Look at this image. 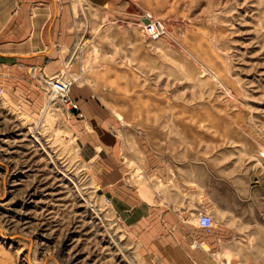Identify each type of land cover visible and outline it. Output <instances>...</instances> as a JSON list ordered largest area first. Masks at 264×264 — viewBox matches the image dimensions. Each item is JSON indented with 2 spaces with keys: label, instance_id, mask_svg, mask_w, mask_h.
Segmentation results:
<instances>
[{
  "label": "rangeland",
  "instance_id": "rangeland-1",
  "mask_svg": "<svg viewBox=\"0 0 264 264\" xmlns=\"http://www.w3.org/2000/svg\"><path fill=\"white\" fill-rule=\"evenodd\" d=\"M18 1L0 0V264H161L166 213L196 248L219 231L202 264H264V0ZM57 77L79 110L50 103Z\"/></svg>",
  "mask_w": 264,
  "mask_h": 264
},
{
  "label": "crops",
  "instance_id": "crops-1",
  "mask_svg": "<svg viewBox=\"0 0 264 264\" xmlns=\"http://www.w3.org/2000/svg\"><path fill=\"white\" fill-rule=\"evenodd\" d=\"M33 0H20L18 6L21 10H28ZM17 4V3H16ZM15 4V5H16ZM56 8V5H55ZM55 13V11H54ZM55 17V14H54ZM32 16L27 17L25 12L20 14V25H30ZM29 39H32L29 37ZM52 41V35L49 36ZM27 42V40L23 41ZM28 55L29 54H23ZM172 218H176L170 225L158 226L156 229L157 236L155 237L156 250L158 259L161 264H202V261H212L214 259L213 251L218 250V242H216V234L219 233L216 229L213 230L211 235L205 236V246L199 245L196 248V242L202 238L197 234L196 230L188 226L177 224L186 213H166ZM200 216L201 213H191ZM230 215H233L230 213ZM245 216V214L234 213L235 217ZM263 215L264 213H255V216ZM202 228V227H201ZM199 238V239H198ZM202 240V239H201ZM207 247L208 249H206ZM210 251V252H209ZM229 262H227L228 264Z\"/></svg>",
  "mask_w": 264,
  "mask_h": 264
},
{
  "label": "built area",
  "instance_id": "built-area-1",
  "mask_svg": "<svg viewBox=\"0 0 264 264\" xmlns=\"http://www.w3.org/2000/svg\"><path fill=\"white\" fill-rule=\"evenodd\" d=\"M144 26L148 29V32L150 36L153 38H157L160 36V32L157 31L158 28L156 26L155 21H150L148 24H144ZM161 27V25H159ZM51 81L54 82L51 83L53 86V92L56 94V100L59 101L60 104L63 106H66L70 110H79V104L75 102L70 96H69V85L61 79V77H57L55 79H52ZM55 85V87H54ZM54 100V101H56ZM198 223L200 227L204 229H211V227L214 224L213 217L208 213H202L199 216Z\"/></svg>",
  "mask_w": 264,
  "mask_h": 264
},
{
  "label": "bare ground",
  "instance_id": "bare-ground-1",
  "mask_svg": "<svg viewBox=\"0 0 264 264\" xmlns=\"http://www.w3.org/2000/svg\"><path fill=\"white\" fill-rule=\"evenodd\" d=\"M149 20V19H148ZM149 23V22H148ZM54 87H55V85H54ZM57 98H56V94H55V92H54V95H53V97H51V99H50V103H52L54 100H56Z\"/></svg>",
  "mask_w": 264,
  "mask_h": 264
},
{
  "label": "water",
  "instance_id": "water-1",
  "mask_svg": "<svg viewBox=\"0 0 264 264\" xmlns=\"http://www.w3.org/2000/svg\"><path fill=\"white\" fill-rule=\"evenodd\" d=\"M144 21H145L146 23H148V22H149V20H148V19H144Z\"/></svg>",
  "mask_w": 264,
  "mask_h": 264
}]
</instances>
